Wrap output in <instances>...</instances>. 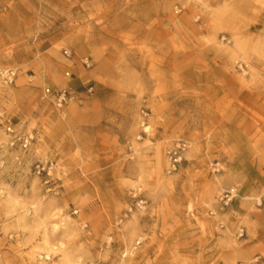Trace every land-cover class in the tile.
<instances>
[{"label": "rangeland", "instance_id": "374dc122", "mask_svg": "<svg viewBox=\"0 0 264 264\" xmlns=\"http://www.w3.org/2000/svg\"><path fill=\"white\" fill-rule=\"evenodd\" d=\"M0 264H264V0H0Z\"/></svg>", "mask_w": 264, "mask_h": 264}, {"label": "built area", "instance_id": "2783aa9c", "mask_svg": "<svg viewBox=\"0 0 264 264\" xmlns=\"http://www.w3.org/2000/svg\"><path fill=\"white\" fill-rule=\"evenodd\" d=\"M1 74L6 75V76H10L8 71H2ZM44 95L45 96H52V101L55 104V106L57 107H61L62 104L64 102H66V97L68 95V92H66V90H62L56 94H52L50 92V90L48 88L44 89ZM7 131L10 134H15L14 129H12L11 126H8ZM14 138L19 141L22 142V146L23 147H27L29 144V139L28 138H22L19 135H15ZM186 145L183 142H177L173 148L171 149V151L169 152V164L172 170H175L177 166L180 165L181 161H182V153L185 151ZM234 193L233 190L227 192L224 195V206H228V204L230 203V201H232V199L234 197L231 196V194ZM131 198L134 200L135 202V207L138 209H142L145 205L144 200L142 199L141 195L139 194V192H133L131 194ZM210 214L212 215V212H210Z\"/></svg>", "mask_w": 264, "mask_h": 264}, {"label": "crops", "instance_id": "0c3cea01", "mask_svg": "<svg viewBox=\"0 0 264 264\" xmlns=\"http://www.w3.org/2000/svg\"><path fill=\"white\" fill-rule=\"evenodd\" d=\"M256 172H257V176H259L260 178H263L262 174H261L259 171L256 170ZM237 174H238L239 176H240V175L243 176V173H242V172L237 173ZM242 176H240V177H242ZM257 178H258V177H257ZM246 179H247V177L243 176V177L241 178V180H240V184H242Z\"/></svg>", "mask_w": 264, "mask_h": 264}, {"label": "bare ground", "instance_id": "6f19581e", "mask_svg": "<svg viewBox=\"0 0 264 264\" xmlns=\"http://www.w3.org/2000/svg\"><path fill=\"white\" fill-rule=\"evenodd\" d=\"M236 195V194H235ZM249 197H244V198H242L243 200H247Z\"/></svg>", "mask_w": 264, "mask_h": 264}]
</instances>
